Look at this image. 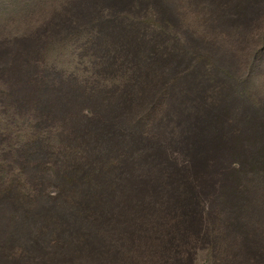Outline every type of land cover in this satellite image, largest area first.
<instances>
[{
  "label": "trees",
  "instance_id": "16d2710c",
  "mask_svg": "<svg viewBox=\"0 0 264 264\" xmlns=\"http://www.w3.org/2000/svg\"><path fill=\"white\" fill-rule=\"evenodd\" d=\"M263 61L264 0H0L1 112L86 145L59 166L71 211L57 202L49 237L0 245V264H64V250L65 264H221L219 195L264 170V100L249 87ZM7 183L0 203L24 206Z\"/></svg>",
  "mask_w": 264,
  "mask_h": 264
},
{
  "label": "rangeland",
  "instance_id": "374dc122",
  "mask_svg": "<svg viewBox=\"0 0 264 264\" xmlns=\"http://www.w3.org/2000/svg\"><path fill=\"white\" fill-rule=\"evenodd\" d=\"M55 48L64 49V47ZM68 56L72 59L66 57L64 60L66 68L72 69L76 66L77 69L83 70L82 65L86 61L84 57L80 54L76 56L77 59L74 54ZM76 62L79 64L76 65ZM243 68L242 73L249 72L250 74L249 67L243 66ZM253 72V75L251 72L253 80L249 87L253 90V95L264 100V61ZM83 110L89 113L86 107H83ZM26 112L25 108H21L16 114L12 107L9 115H4L0 110V186L8 184L9 179L13 180L15 186L12 187L11 194H14L12 198L17 200L19 195H23L25 201L24 206H15L8 202L0 203V245L20 246L23 240L31 239L32 234L40 230H43L46 238L49 237L50 223L47 220L51 219L55 205L61 203L58 209L61 213L71 211L67 205L71 194L66 189L60 194L56 185L58 180L59 182L64 181L63 175L59 174V166L66 159L67 153L82 158V153L86 148V145L81 142L70 143L69 132H64L62 128L57 127L59 135L55 134V129L49 123L42 126V122L32 119ZM52 133L57 135L56 145L59 147L53 153L47 154L48 150L43 149L41 143H46ZM62 143H69L77 150L73 153L69 152V148L63 150L60 147ZM246 158V155L243 156L242 161ZM242 161H240L241 169L244 167ZM243 171L239 182L247 190L245 189L246 191L242 194L219 195L220 199L225 201L227 211L224 225L231 226L224 239L228 247L223 254L225 258H222L221 264H264V170L250 167L243 168ZM229 182L228 180L227 185ZM256 215L258 221L255 218ZM237 216L238 222L235 220ZM239 230L242 232V238L237 235ZM247 235L249 238L245 237ZM239 241H245L244 243H249L253 248L242 246L239 249L236 245ZM28 244H22V246L30 252L33 246ZM64 252L66 253L63 261L65 264L68 251L64 250ZM198 264H216V262L212 257L201 253Z\"/></svg>",
  "mask_w": 264,
  "mask_h": 264
}]
</instances>
